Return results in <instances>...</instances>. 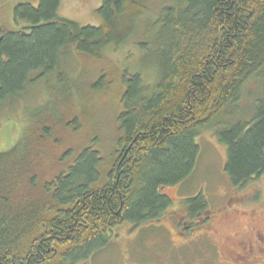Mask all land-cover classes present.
Instances as JSON below:
<instances>
[{"label": "trees", "instance_id": "1", "mask_svg": "<svg viewBox=\"0 0 264 264\" xmlns=\"http://www.w3.org/2000/svg\"><path fill=\"white\" fill-rule=\"evenodd\" d=\"M101 1L99 27L60 18L62 0H40L15 8L14 23L24 27L0 28V114L41 78L56 73L60 82L47 86V108L28 114L18 144L0 153V264L86 263L124 225L159 221L172 205L163 189L194 173L205 131L226 147L232 187L264 175V0H169L157 17L147 0ZM130 43L143 66L119 75L106 52ZM69 57L80 67L72 84ZM117 83L120 136L108 157L96 141L66 148L49 178L41 152L69 142L89 94ZM250 84L260 89L245 110ZM183 203L191 219L209 209L203 195Z\"/></svg>", "mask_w": 264, "mask_h": 264}, {"label": "rangeland", "instance_id": "2", "mask_svg": "<svg viewBox=\"0 0 264 264\" xmlns=\"http://www.w3.org/2000/svg\"><path fill=\"white\" fill-rule=\"evenodd\" d=\"M40 0H0V28L14 30L24 27L16 26L13 20L15 8L22 3H29L38 7ZM170 4L169 0H147L146 5L152 17H157L161 9ZM101 0H62L58 16L78 23L86 27H99L101 20L96 11L101 7ZM142 52L130 43L120 49H109L106 52L107 59L111 62L118 74L128 70L130 73L143 66ZM141 57V58H140ZM66 82L74 83L80 67L73 57L64 62ZM145 74V73H144ZM115 75V74H114ZM156 74L150 71L145 74L146 82L152 84ZM60 85L59 75L52 73L49 77H43L39 83L28 88L27 93L20 98L17 106L6 109L0 114V153L12 150L22 138L28 126L27 117L31 112H39L41 108H47L49 100V88H57ZM48 86V87H47ZM260 89L253 84L245 91L243 108L249 110L253 99L248 96L251 90ZM51 91V90H50ZM124 87L117 83L108 92L89 94L85 115L80 116V130L67 142L58 144L52 148L49 146L41 152V159L45 163V170H50L49 178L53 174V168L66 148H79L96 141L98 150L103 157H108L113 150L117 138L120 136L116 118L122 111L121 95ZM93 95V96H92ZM88 96V95H87ZM250 112V111H249ZM254 113H245L243 117H250ZM240 116V115H239ZM201 151L194 173L182 184L163 189V192L171 199V207L159 221L136 228L126 224L116 230L107 249L97 253L91 260L79 264H180L182 258H187L186 264H203L205 257H196L198 261L192 262L190 254L194 251L182 247L181 239L183 226L177 223L193 225L192 220L186 216L183 201L195 197L198 193L205 194L209 202V211L213 214V222L208 227L209 234L214 241L219 242L221 251H226L225 241L239 239L250 228L264 223V176L256 183L250 185V193L247 188L238 191L232 189L224 172L226 162V147L219 144L213 132H203L197 139ZM88 143V144H89ZM35 158V157H33ZM31 158L30 164L34 161ZM61 158V157H60ZM60 161V160H59ZM261 191V203L250 202L254 188ZM19 186L15 185L14 194L18 195ZM14 196V195H13ZM253 200V198H252ZM247 202V203H246ZM206 217V216H205ZM191 222V223H189ZM201 227L195 231H184L185 238L193 239L207 231V227ZM238 233V235H236ZM197 248V247H196ZM206 245L198 247L197 253H207ZM211 253V252H209Z\"/></svg>", "mask_w": 264, "mask_h": 264}, {"label": "flooded vegetation", "instance_id": "3", "mask_svg": "<svg viewBox=\"0 0 264 264\" xmlns=\"http://www.w3.org/2000/svg\"><path fill=\"white\" fill-rule=\"evenodd\" d=\"M232 189L238 191L240 190L239 188H235V187H232ZM250 189L251 188L248 189L247 193H250L249 192ZM245 190L241 189L240 191H245ZM254 191L255 192L251 194V196H249L248 199L249 198L251 199L250 202L261 203L260 189L258 187H255ZM202 194L205 193L203 192ZM202 194L198 193L197 195L200 196ZM203 197L204 199L206 198L205 195H203ZM205 200L209 206L208 200L207 199ZM186 216L188 217V219H191L189 218L187 212H186ZM213 218H214L213 214H211V212L208 209L203 215H197L195 218L191 219L193 225H186L184 227V224L177 223V226L180 227L183 226L181 228L184 231L198 230L201 227H194V225L199 226V224H201V226L203 227H207L206 232L202 233L200 236H195L193 239L185 238L184 236L186 235H184V231L182 233V238H180L184 245L182 249L186 248L189 251H194L190 254V257H192V262L198 261L196 257L201 255V257L202 256L205 257V259L203 260L204 262L203 264H264V223H261L253 228H250L248 231H246L245 235H243L244 232H242V235H240L241 237L237 240L228 239V241H225V248L227 250L221 251L222 247L219 245V242L214 241L211 238V234H209L208 231V227L213 222ZM236 235H238V233ZM203 245L209 247L208 252L202 254L197 253L198 247ZM187 262L188 259L185 257L181 259L180 264H186ZM198 263L201 262L198 261Z\"/></svg>", "mask_w": 264, "mask_h": 264}, {"label": "bare ground", "instance_id": "4", "mask_svg": "<svg viewBox=\"0 0 264 264\" xmlns=\"http://www.w3.org/2000/svg\"><path fill=\"white\" fill-rule=\"evenodd\" d=\"M169 6V5H168Z\"/></svg>", "mask_w": 264, "mask_h": 264}]
</instances>
